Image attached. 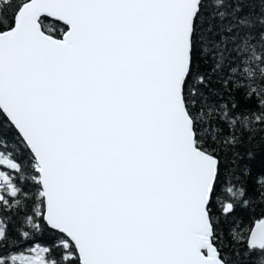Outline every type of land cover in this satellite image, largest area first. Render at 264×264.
Wrapping results in <instances>:
<instances>
[{
    "label": "snow or ice",
    "instance_id": "obj_1",
    "mask_svg": "<svg viewBox=\"0 0 264 264\" xmlns=\"http://www.w3.org/2000/svg\"><path fill=\"white\" fill-rule=\"evenodd\" d=\"M0 144V264H264V0H0Z\"/></svg>",
    "mask_w": 264,
    "mask_h": 264
},
{
    "label": "trees",
    "instance_id": "obj_2",
    "mask_svg": "<svg viewBox=\"0 0 264 264\" xmlns=\"http://www.w3.org/2000/svg\"><path fill=\"white\" fill-rule=\"evenodd\" d=\"M3 147V145L2 144H0V148H2ZM259 162V157H258V160L256 161V163H258ZM251 163V162H250ZM225 227V229H227V225H225L224 226ZM43 239H46V238H43Z\"/></svg>",
    "mask_w": 264,
    "mask_h": 264
}]
</instances>
